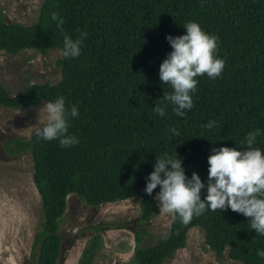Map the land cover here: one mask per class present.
<instances>
[{
	"label": "trees",
	"instance_id": "obj_1",
	"mask_svg": "<svg viewBox=\"0 0 264 264\" xmlns=\"http://www.w3.org/2000/svg\"><path fill=\"white\" fill-rule=\"evenodd\" d=\"M189 22L216 37L215 55L224 69L214 79L197 77L192 109L177 116L164 99L173 90L162 85L159 68L172 51L166 37L186 34ZM65 35L82 40L79 56L62 55ZM25 49L43 54L58 49L60 79L29 83L26 78L15 94L0 83V105L36 108L63 97L67 135L79 141L62 147L58 139L48 141L34 132L9 142L11 153L31 155L42 213L31 246L36 264H58L61 258L58 230L69 194L90 206L140 198L141 224L122 264H163L185 246L195 226L219 258L226 252L241 264H264L257 255L264 251V235L230 208L206 209L187 224L172 215L167 235L141 246L148 234L142 228L157 208L154 197L160 191L159 186L152 195L144 191L156 158L177 156L186 176L196 172L206 183L212 148L246 150L247 135L258 132L252 147L264 151V0H43L30 25L7 22L0 9V50ZM156 105L164 108L163 117L154 112ZM73 106L76 117L69 115ZM209 122L212 128L205 126ZM206 195L202 189L201 199ZM100 246L95 232L77 264H94Z\"/></svg>",
	"mask_w": 264,
	"mask_h": 264
},
{
	"label": "rangeland",
	"instance_id": "obj_2",
	"mask_svg": "<svg viewBox=\"0 0 264 264\" xmlns=\"http://www.w3.org/2000/svg\"><path fill=\"white\" fill-rule=\"evenodd\" d=\"M43 0H0V9L7 22L30 25L37 21ZM61 57L58 49L46 54L34 49L8 54L0 50V83L12 94L20 91L24 80L29 83L56 82L60 69L56 61ZM36 108L13 109L0 105V264H36L31 246L42 219L40 196L32 179L31 155L11 153L8 149L13 138H27L37 124ZM11 147V146H10ZM139 197L115 203L90 206L76 194L67 196V207L59 225L62 241L58 264H75L87 241L97 232L101 246L94 264H122L135 245L134 231L139 228ZM157 202V201H156ZM158 205V202H157ZM172 215H159L157 206L149 222L142 228L141 246L154 245L167 235ZM98 229V230H97ZM80 252V254H81ZM79 254V256H80ZM78 257V259H77ZM163 264H241L227 257L219 258L205 242L199 226L188 230L184 247Z\"/></svg>",
	"mask_w": 264,
	"mask_h": 264
},
{
	"label": "clouds",
	"instance_id": "obj_3",
	"mask_svg": "<svg viewBox=\"0 0 264 264\" xmlns=\"http://www.w3.org/2000/svg\"><path fill=\"white\" fill-rule=\"evenodd\" d=\"M52 19L58 21V26L63 23L56 14ZM184 27L186 34L166 37L172 51L159 68L162 85L168 84L173 90L164 94V99L173 105L177 116H184L185 110L192 109L191 93L197 88L196 78L207 74L214 79L224 69V61L215 55L216 37L206 33L195 22ZM81 43L82 40H73L65 35L62 55L65 58L79 56ZM153 110L161 117L165 115L164 108L158 105ZM36 112L37 124L42 125L33 129L36 135L48 141L58 139L62 147L79 142L75 136L67 135L69 125L63 97L47 101ZM69 115L78 116V109L73 106ZM213 124L209 122L205 126L212 128ZM171 131L179 134L175 128ZM257 135L258 132L247 135V149L243 151L228 146L212 148V154L208 156L206 183L196 172L190 178L186 176L177 156L175 159L167 156L156 158L154 171L149 174L144 191L152 195L157 186L160 187L154 197L158 202L159 215H178L187 224L193 216L203 214L206 209L223 211L230 208L247 217L251 229L257 234L264 235V151L252 147ZM205 188L207 195L201 199V190ZM257 255L264 257V251H258Z\"/></svg>",
	"mask_w": 264,
	"mask_h": 264
},
{
	"label": "bare ground",
	"instance_id": "obj_4",
	"mask_svg": "<svg viewBox=\"0 0 264 264\" xmlns=\"http://www.w3.org/2000/svg\"><path fill=\"white\" fill-rule=\"evenodd\" d=\"M114 203H115V202H114ZM116 204H119V203L116 202ZM81 249H82V247L79 248L78 257H79V254H80V252H81ZM78 257H77V259H78ZM75 264H77V260H76V263H75Z\"/></svg>",
	"mask_w": 264,
	"mask_h": 264
}]
</instances>
